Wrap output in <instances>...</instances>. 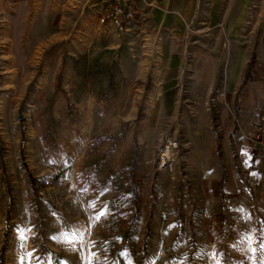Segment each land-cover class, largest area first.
<instances>
[{"label": "rangeland", "instance_id": "1", "mask_svg": "<svg viewBox=\"0 0 264 264\" xmlns=\"http://www.w3.org/2000/svg\"><path fill=\"white\" fill-rule=\"evenodd\" d=\"M112 3L0 0V264H262L264 179L226 186L220 114L259 102L264 0H201L178 69L147 10L101 24Z\"/></svg>", "mask_w": 264, "mask_h": 264}, {"label": "crops", "instance_id": "2", "mask_svg": "<svg viewBox=\"0 0 264 264\" xmlns=\"http://www.w3.org/2000/svg\"><path fill=\"white\" fill-rule=\"evenodd\" d=\"M143 2V10L148 11V16L153 19L151 23L159 31L158 35L152 34L148 38L152 41L169 43L161 50V58L167 60V66L170 69H178L182 65L180 60L185 51L182 48L176 49L173 36L186 33L187 28L196 22L202 10L201 0H143ZM242 23L243 20L238 19L235 25L240 27ZM231 55L229 58L234 59V62L227 77V90H235L245 84V68L249 63L243 51L238 50ZM251 73L253 79L245 87L259 96V102L249 98H244L240 102L237 125L232 122L227 109L222 110L220 114L222 126L220 152L226 186L235 187L242 196L245 185L242 182L241 173L248 177L258 172L260 175L257 178L264 179L261 174L264 171V148L254 140V135L262 124V112L258 109V105L261 106L264 102V62H257ZM211 170L218 172L217 177L221 175L220 169H216L215 165H212Z\"/></svg>", "mask_w": 264, "mask_h": 264}, {"label": "built area", "instance_id": "3", "mask_svg": "<svg viewBox=\"0 0 264 264\" xmlns=\"http://www.w3.org/2000/svg\"><path fill=\"white\" fill-rule=\"evenodd\" d=\"M109 8L101 15V24H110L116 31L127 33L141 13L143 0H112ZM254 140L264 148V108L262 125Z\"/></svg>", "mask_w": 264, "mask_h": 264}, {"label": "snow or ice", "instance_id": "4", "mask_svg": "<svg viewBox=\"0 0 264 264\" xmlns=\"http://www.w3.org/2000/svg\"><path fill=\"white\" fill-rule=\"evenodd\" d=\"M106 213L104 212H101L100 214H98L95 219L98 221L101 216L105 215ZM62 242H65V243H73L74 241H77V240H82L83 239V236L82 234H79L77 232H73V233H67V234H64L62 235L60 238H59ZM250 240V238H249ZM261 248L264 249V242L261 243ZM255 251V250H253ZM214 259H216L215 257V254H214ZM130 264V262H129ZM216 264H220L219 260L216 259ZM262 264H264V262H262Z\"/></svg>", "mask_w": 264, "mask_h": 264}, {"label": "trees", "instance_id": "5", "mask_svg": "<svg viewBox=\"0 0 264 264\" xmlns=\"http://www.w3.org/2000/svg\"><path fill=\"white\" fill-rule=\"evenodd\" d=\"M222 192H224V188H222Z\"/></svg>", "mask_w": 264, "mask_h": 264}]
</instances>
